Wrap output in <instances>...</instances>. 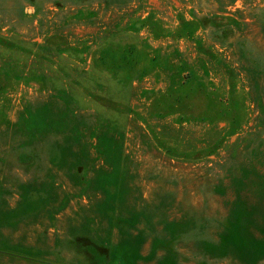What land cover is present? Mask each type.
<instances>
[{
	"label": "rangeland",
	"instance_id": "374dc122",
	"mask_svg": "<svg viewBox=\"0 0 264 264\" xmlns=\"http://www.w3.org/2000/svg\"><path fill=\"white\" fill-rule=\"evenodd\" d=\"M0 264H264V0H0Z\"/></svg>",
	"mask_w": 264,
	"mask_h": 264
}]
</instances>
